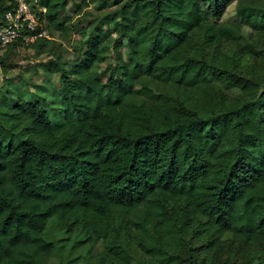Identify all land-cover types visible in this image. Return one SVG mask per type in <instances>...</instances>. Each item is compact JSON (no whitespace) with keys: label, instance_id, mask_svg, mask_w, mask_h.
I'll use <instances>...</instances> for the list:
<instances>
[{"label":"trees","instance_id":"trees-1","mask_svg":"<svg viewBox=\"0 0 264 264\" xmlns=\"http://www.w3.org/2000/svg\"><path fill=\"white\" fill-rule=\"evenodd\" d=\"M29 2L56 31L89 6ZM232 4L239 21H217ZM13 7L0 0V17ZM260 36L264 0H116L76 54L43 64L62 133L40 99H0V264H264V73L238 65L264 57ZM48 41L27 45L41 56Z\"/></svg>","mask_w":264,"mask_h":264},{"label":"rangeland","instance_id":"rangeland-1","mask_svg":"<svg viewBox=\"0 0 264 264\" xmlns=\"http://www.w3.org/2000/svg\"><path fill=\"white\" fill-rule=\"evenodd\" d=\"M80 3L81 0H74ZM116 0H89V6L83 9L81 12L76 13V6L68 11V21L66 23V29L64 31H56L40 15V8L38 5L33 7L35 13H39V29L44 32L45 37L49 40L46 45L43 46L44 54L37 56L35 49L29 47L26 43L17 48L9 62L4 66H0V88L3 86L5 79H10V84L5 88V92L0 93V99L4 102L11 103L18 96H23L27 99H40L48 107L51 120L54 124L55 131L60 134L65 130V125L62 120V106L60 105L59 92L61 89V81L59 74L48 73L44 70L43 64L50 60L61 61L69 59L72 54H76L81 46V35L89 26H94L101 17L107 15L114 9V3ZM207 8V5L204 6ZM220 22H235L239 21L236 15L234 4L229 5L227 11L222 18L217 19ZM255 24H259L256 21ZM110 28V22L106 23L104 29ZM243 37L241 39L242 46H250L253 43L252 35L254 34V28L251 26H244ZM116 37V33H113ZM260 47L264 48V36L259 37ZM36 39L32 40L34 42ZM30 42V43H31ZM238 47L235 45H229L224 47L220 52V60L226 65L234 66L237 60L234 58L237 56ZM121 53L124 58L129 55V50L126 46L118 48V51L113 50L108 58V61L104 64H97L94 68L95 72L101 74L105 79L108 78L110 71L108 69L109 64H117V55ZM238 65H242L240 69H248L249 67L258 66L264 73V57L256 58L253 56H246L243 61ZM218 86L226 90V84L216 78ZM6 93V94H4ZM100 247L97 246L92 251L93 254H97ZM82 260L78 261L81 264ZM51 264H67L62 262L59 257H54L51 260Z\"/></svg>","mask_w":264,"mask_h":264},{"label":"built area","instance_id":"built-area-1","mask_svg":"<svg viewBox=\"0 0 264 264\" xmlns=\"http://www.w3.org/2000/svg\"><path fill=\"white\" fill-rule=\"evenodd\" d=\"M43 14L46 8H38ZM38 13H35L29 0H14V7L0 17V48H6L16 41L31 42L45 37L39 29Z\"/></svg>","mask_w":264,"mask_h":264}]
</instances>
